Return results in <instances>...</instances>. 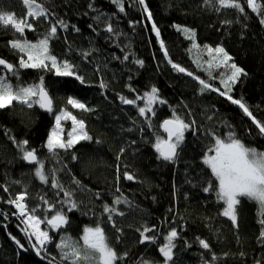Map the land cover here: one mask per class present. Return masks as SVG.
<instances>
[{"label":"trees","instance_id":"obj_1","mask_svg":"<svg viewBox=\"0 0 264 264\" xmlns=\"http://www.w3.org/2000/svg\"><path fill=\"white\" fill-rule=\"evenodd\" d=\"M37 2L49 16L29 21L35 31H25L27 40L36 42L47 35L50 22L67 23L66 31L57 24L58 38L50 42V51L58 60L75 65L74 71L84 77L85 84L74 76L56 77L37 69H19L18 79L9 74L14 87L37 83L43 76L54 107L49 114L38 105L28 108L16 102L0 109V264H71L63 259L57 245L66 239L82 247L84 228L97 225L104 229L108 243L119 255L127 253L118 264H264L257 203L241 198L237 206L239 227H234L221 215L223 205L215 195L217 182L203 164L214 143L211 133L226 139L230 131L234 132L245 146L258 151H264V136L238 105L216 91L206 89L202 93L197 79L176 71L168 63L171 59L213 88L224 90L221 80L232 70L217 67L218 60H211L209 68L211 58L207 52V48L223 47L231 57L228 64L235 63L244 72L229 94L245 103L253 116L264 123V24L260 23L264 19V0H257L261 5L259 14L252 12L244 0H239L244 13L233 8L217 11L219 5L214 0H145L152 13L151 21L136 0H124V13L111 0ZM0 9L17 18L26 12L21 0H0ZM153 22L160 30L159 38L152 30ZM108 23L116 34L105 30ZM73 26L80 31H74ZM177 26L193 30L194 41L187 39ZM18 35L10 26L0 29V58L17 67L19 54L11 49L9 41ZM159 40L164 41L167 57ZM193 43L199 47L194 48ZM126 55L128 59L124 60ZM137 60L144 62L143 67ZM101 81L105 88L100 87ZM153 87L166 103L154 106L149 127L138 112L144 101L137 100L136 106L126 105L119 97L134 99ZM68 97L85 103L91 111L72 108L67 104ZM62 109L82 120L92 139L81 140L68 151L57 150L54 157L47 151L46 143L55 126L54 116ZM173 111L187 123L195 120L196 131L185 132L175 161L169 162L159 158L154 143L157 136L166 138L160 125L172 118ZM71 127V121L64 122L65 139ZM24 140L28 141L27 148L35 149L44 162L49 184H42L35 177L36 165L21 158L16 143ZM52 170H56L55 177L64 190L72 193L70 199L76 208L70 209L69 197L63 192L57 194L58 190L50 186ZM125 171L135 180L124 179ZM74 181H79V185ZM209 181L213 190L205 192ZM25 191L29 209L37 208L35 215L45 219L59 211L67 219L58 231L46 223L42 225L52 242L39 255L33 238L29 241L23 231L24 218L8 203ZM41 197L54 205L51 211ZM117 197L129 203L114 205ZM105 205L124 213L113 216L122 229L120 233L108 222ZM146 227L155 229L147 233L156 237L154 242H141V232ZM173 229L179 235L174 240L173 258L166 261L159 247ZM198 238L209 243L210 251L199 245Z\"/></svg>","mask_w":264,"mask_h":264},{"label":"snow or ice","instance_id":"obj_2","mask_svg":"<svg viewBox=\"0 0 264 264\" xmlns=\"http://www.w3.org/2000/svg\"><path fill=\"white\" fill-rule=\"evenodd\" d=\"M22 4L26 6V12L21 18H17L15 14L8 13L0 9V29L11 27L14 33L19 34L14 40L9 41L11 49L19 54L18 67L12 63L7 62L3 58H0V109L9 108L13 105V102L24 105L28 108H33L38 105L39 108L52 113L53 112V99L49 95L48 90L44 84L43 76L40 77L37 83L21 85L17 84L15 87L9 79V74L12 77L19 78V69H37L44 72H52L56 77H75L80 84H85V79L78 72L74 71L75 65L71 64L67 60H58L50 51V42L53 39L58 38L57 24L65 31L68 29V24L63 20H58L55 24L50 22V28L48 34L36 42L27 40L25 31H35L34 24L29 22L30 20L38 21L41 17L47 19L49 12L42 4L37 0H21ZM113 4L118 6V10L121 13L125 12L124 0H111ZM205 2L211 3L213 0H205ZM219 5L217 11L220 8H233L239 13H244L245 9L239 0H214ZM136 3L142 6L143 12L146 13V19L152 20V13L148 10V6L145 0H136ZM244 4L251 9L252 12L260 13L261 5L257 3V0H244ZM89 8H92V4L89 3ZM99 20V16L96 17ZM261 24H264V19H261ZM91 27V25H90ZM152 30L157 38L160 37V30L153 22ZM73 30L79 32L80 29L73 26ZM108 33L116 34V30L111 23H108L105 29ZM178 31H182L186 38L189 40L195 39V32L188 28H181L177 26ZM160 48L163 50L165 57L168 56V51L165 48L164 41L159 40ZM194 48L199 46L193 43ZM209 57L211 58L208 66L212 67L211 60H218L217 67L226 66L232 71L229 75L221 80L224 90L213 88L205 80L199 77L193 76L192 72H187L185 68L173 63L171 59L168 63L172 68L178 72L186 73L188 76H192L199 81L202 86L201 92L210 89L216 91L221 96H225L232 104L238 105L242 109L243 113L248 116L252 123L255 124L261 136H264V123L258 121L249 110V108L240 99H234L229 93L232 91V86L238 81V78L244 74L243 69L236 66L235 63L228 64L231 57L224 50L223 47H217L215 49L207 48ZM215 52V56H213ZM89 53H84L87 56ZM124 60L128 59V56H124ZM137 64L143 67L144 62L137 60ZM99 69H97L98 71ZM101 88H105L106 85L103 81L100 83ZM119 99L126 105H137V100L144 101L143 106H138V112L141 117H144L148 121V126L151 127L150 115L154 116V106L156 104H164L166 101L161 99L158 95V90L153 87L150 92H145L141 96H137L134 99H128L124 96H120ZM67 104L72 108L80 109L83 111H91L85 103L80 100L68 97ZM55 126L52 128L50 135L47 139L46 148L47 151L55 157L58 153L57 150L68 151L78 144L81 140H91L92 138L85 131V123L82 120H78L71 112L67 110H60L58 114L54 116ZM71 121L72 127L67 134V139L64 138V128L62 121ZM195 120L191 123L185 122L181 119L175 111H173L172 118L163 120L160 125L163 132L167 134L166 138L157 136L154 143L155 151L159 154V158L164 161L174 162L177 157V150L183 144L185 140V132L193 131L196 129L193 127ZM214 143L208 148V154L203 159V164L211 170V175L215 179L216 189L215 195L218 203L223 205L221 215L231 221L232 225L236 228L239 227L237 206L241 203V198H246L249 201L256 202L258 205V216L260 217L258 223L261 225L259 232V239L264 242V151H258L256 148L245 146L240 139L236 137L234 132H229L226 139L216 136L215 133H211ZM14 139V138H13ZM28 141L24 140L16 143V147L22 153L21 158L29 164L36 165L35 177L39 179L42 184H49V175L45 172L44 162L38 158L35 149L27 148ZM123 149L120 150V154H123ZM76 157L73 156V159ZM120 156H117L119 160ZM55 171L52 170V180L50 186L59 192H63L65 197H69V205L71 208H76L77 205L74 201H71L72 193L64 190L55 177ZM119 165H117V181H119ZM124 179L128 181H134V175L124 172ZM79 185V181H74ZM213 190L212 182L209 181L208 186L204 188L205 192ZM5 191L7 189L5 188ZM119 191V189H117ZM27 192L19 193L14 199L8 201V203L15 206L18 210V216L23 217L21 221L26 227L23 229L25 235L32 240L35 237L36 243L33 247L36 248L37 255L41 251H46V245L52 242V237L49 232L41 229L42 224H47L52 230L58 231L63 225L67 224L65 215L57 211L50 218L41 219V217L35 215L37 208L33 207L29 209L27 204ZM41 200L44 204L48 205V210L51 211L54 205L48 203L43 197ZM114 205H120L121 203H129L127 200H121L117 197L114 200ZM104 212L107 214L108 222L112 227L116 229L117 233L122 231L117 226L113 216H123L124 213L116 207L104 206ZM29 229H31L29 231ZM155 231L154 228H144L141 232V236L144 241L154 242L155 236H148V232ZM178 232L173 229L165 237L166 243L159 247V252L162 254L166 261H171L173 258L174 240L178 238ZM15 240V237H13ZM82 240V247L78 244L72 245L61 240L57 247L60 248L63 259L70 260L71 264H118V261L126 258L127 253L123 256L119 255L116 250L108 243V238L105 235L104 229L99 225L95 227H86L83 230V235L80 238ZM199 245L203 249L210 251V245L207 241L198 238ZM16 243L23 248V244L19 240ZM67 249V251H65ZM212 260H216L215 255L212 256Z\"/></svg>","mask_w":264,"mask_h":264},{"label":"rangeland","instance_id":"obj_3","mask_svg":"<svg viewBox=\"0 0 264 264\" xmlns=\"http://www.w3.org/2000/svg\"><path fill=\"white\" fill-rule=\"evenodd\" d=\"M69 121H70V120H69ZM64 122H65V121H62V126H63V128H64ZM64 129H65V128H64ZM64 131H65V130H64ZM69 131H70V129H69ZM69 131H68V132H69ZM64 138H65V136H64ZM207 154H208V153H207ZM13 206H14V205H13ZM14 207H15V206H14ZM15 209H16V208H15ZM16 210H17V209H16ZM17 212H18V210H17ZM42 225H43V224H42ZM42 225H41V229L44 230V228H43ZM47 227H49V226H47ZM30 230H31V229H29V231H30ZM33 240H34V242L36 243V241H35V237H33ZM65 241L68 242L69 244H71L70 241H68V240H66V239H65Z\"/></svg>","mask_w":264,"mask_h":264},{"label":"water","instance_id":"obj_4","mask_svg":"<svg viewBox=\"0 0 264 264\" xmlns=\"http://www.w3.org/2000/svg\"><path fill=\"white\" fill-rule=\"evenodd\" d=\"M53 107H54V102H53ZM44 113L49 114V112L45 111L44 109H41Z\"/></svg>","mask_w":264,"mask_h":264}]
</instances>
